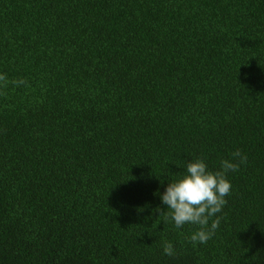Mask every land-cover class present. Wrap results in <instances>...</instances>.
<instances>
[{
    "label": "trees",
    "instance_id": "1",
    "mask_svg": "<svg viewBox=\"0 0 264 264\" xmlns=\"http://www.w3.org/2000/svg\"><path fill=\"white\" fill-rule=\"evenodd\" d=\"M0 74V264H264V0H0ZM236 150L193 244L160 194Z\"/></svg>",
    "mask_w": 264,
    "mask_h": 264
},
{
    "label": "clouds",
    "instance_id": "2",
    "mask_svg": "<svg viewBox=\"0 0 264 264\" xmlns=\"http://www.w3.org/2000/svg\"><path fill=\"white\" fill-rule=\"evenodd\" d=\"M9 84L19 87L26 85L27 81H9L6 74H0V89L7 88ZM231 156V159L221 160L216 171L209 170L202 158L191 160L186 164L184 173L170 180L165 191L160 194L163 205L167 206V211L157 209L164 215V223L174 222L177 229L185 224L198 226L197 231L186 237L193 244H206L219 228L220 218L217 214L227 204L226 197L232 190L228 174L238 171L240 165L248 161L247 155L240 150ZM163 252L170 257L176 254L171 242L164 243Z\"/></svg>",
    "mask_w": 264,
    "mask_h": 264
}]
</instances>
